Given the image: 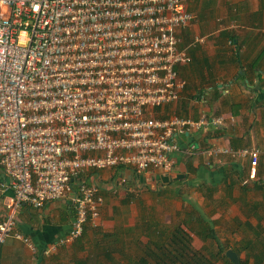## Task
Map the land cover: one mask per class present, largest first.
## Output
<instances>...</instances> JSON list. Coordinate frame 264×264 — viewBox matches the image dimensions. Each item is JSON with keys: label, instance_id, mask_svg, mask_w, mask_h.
<instances>
[{"label": "built area", "instance_id": "obj_1", "mask_svg": "<svg viewBox=\"0 0 264 264\" xmlns=\"http://www.w3.org/2000/svg\"><path fill=\"white\" fill-rule=\"evenodd\" d=\"M188 2L0 0V170L13 192L0 248L15 236L35 249L16 228L23 204L39 210L70 195L75 213L61 245L97 227L105 198L94 171L169 176L176 155L201 151L248 159L255 177L257 148L182 144L183 136L224 127V116L164 115L187 85L179 66L192 62L180 36L197 19Z\"/></svg>", "mask_w": 264, "mask_h": 264}, {"label": "crops", "instance_id": "obj_2", "mask_svg": "<svg viewBox=\"0 0 264 264\" xmlns=\"http://www.w3.org/2000/svg\"><path fill=\"white\" fill-rule=\"evenodd\" d=\"M188 8L197 19L180 35L182 46L192 57L189 65L179 66L180 76L187 81L184 103L194 118L206 112L224 116L226 124L218 130L202 129L183 136L181 142L187 145L191 140L200 147L214 143L257 148L261 151L257 174L263 175L259 178L264 181V0H189ZM196 36H207L208 40L195 45ZM227 156L224 164L210 165L204 152L176 155V168L169 176L124 166L91 172L90 179L98 181L105 198L99 225L88 224L81 237L67 244L59 242L68 235L74 218L70 195L49 201L39 210L23 204L16 228L30 237L35 249L10 236L0 248V264H100L102 260L136 259V252L125 258L127 249H122L127 240L135 245L142 234L143 215L136 205L141 201V186L156 182L158 192H163L169 185L182 201L201 208L202 200L219 189L229 190L228 196L239 193L238 189L252 190L241 186L255 181L249 176L248 159ZM123 177L125 185L118 183ZM231 179L237 181L233 186L229 185ZM7 183V175L0 170V222L13 195L4 186ZM181 185L199 190V202L181 190ZM263 185L255 190L264 191Z\"/></svg>", "mask_w": 264, "mask_h": 264}, {"label": "rangeland", "instance_id": "obj_3", "mask_svg": "<svg viewBox=\"0 0 264 264\" xmlns=\"http://www.w3.org/2000/svg\"><path fill=\"white\" fill-rule=\"evenodd\" d=\"M184 90L181 93L179 101L166 107L164 115L168 113L172 114L173 111H176L174 114L180 112L182 114L181 116L191 115L184 103ZM199 152L201 153V151ZM227 158V155L210 157L209 164H224ZM261 161L263 162L264 158L261 159ZM263 167L264 164L262 170ZM259 177L263 178V175L258 176L256 173L254 177L255 181L258 180ZM149 184L141 186V201L139 204H136L140 207L138 209L143 215L142 234H140L141 236L139 235L140 237H137L135 245L134 242L129 245L130 243L128 242L130 241L127 240L125 242L126 246L122 249H127L124 254L125 258L126 254H131L130 256H133V253H137L136 259L132 258L133 261L135 260V262H137L135 264H139L141 255H147L146 252L143 253L142 251H145L147 246L151 245L150 237L152 236L153 230H156L157 227L161 226L164 230L175 227L177 224L185 222L188 219L187 214L193 210L189 203H185L179 196H176L169 185L167 187L168 189L165 188L163 189V192H158V183L156 184V182H152ZM247 185V188H252V190L241 192L238 189L239 193L235 192L232 196H228L231 193L229 190L219 189L215 192L214 196H211V198L205 197L202 200L201 205L204 212L209 217L215 219V230L220 242L229 249L235 250L239 254L241 262L255 264L257 260L256 256L264 250V247L263 244H251V247H249L248 241L254 240L257 242L258 238L264 241V191L255 190V185L252 182ZM180 188L181 190H185V192L191 193L193 199L196 202H199V199L202 196L200 195L199 190L189 188L187 185H181ZM185 192L181 191L182 194H185ZM136 199H138V197ZM249 202L251 206L249 205ZM257 204L259 205L258 207ZM187 229L189 230V228ZM191 233L193 238L192 243L196 249L207 246L211 250L213 249L212 251L218 250L219 246L216 241H204L198 235L193 232ZM155 240L156 239L154 238L153 242H155ZM117 256L118 255H116V257ZM128 261L129 259H126L124 262L121 260H102L100 264H133ZM96 264H98V262H96ZM218 264L226 263L222 259Z\"/></svg>", "mask_w": 264, "mask_h": 264}, {"label": "trees", "instance_id": "obj_4", "mask_svg": "<svg viewBox=\"0 0 264 264\" xmlns=\"http://www.w3.org/2000/svg\"><path fill=\"white\" fill-rule=\"evenodd\" d=\"M182 143L184 145V141ZM259 173L261 174L260 169ZM235 183L237 181L231 179L229 185L233 186ZM247 184L248 182L241 185L243 189L248 187ZM263 184L264 181L262 179L254 181V187L257 189L261 188ZM190 205L193 210L187 214L188 219L185 222L179 223L169 229L164 230L161 226L153 230L150 237L151 245L147 246L145 251H142L143 253L146 252L147 255L140 256L139 264H218L222 259L226 264H235L227 256L226 250L229 248L220 242L216 234L215 220L209 217L199 205L195 203H190ZM190 231L201 237L204 241H216L219 246L218 250L212 251L213 249L211 250L207 246L196 249L192 243L193 238ZM154 238L156 239L155 242H153ZM248 244L249 247H251V244H263L264 247V241L260 240V238L257 239V242L249 240ZM256 257L255 264H264V250ZM129 261L133 264L137 263L132 258ZM240 264L248 263L240 262Z\"/></svg>", "mask_w": 264, "mask_h": 264}, {"label": "water", "instance_id": "obj_5", "mask_svg": "<svg viewBox=\"0 0 264 264\" xmlns=\"http://www.w3.org/2000/svg\"><path fill=\"white\" fill-rule=\"evenodd\" d=\"M227 251V256L235 263V264H240V257L239 254L233 250V249H229L226 250Z\"/></svg>", "mask_w": 264, "mask_h": 264}]
</instances>
